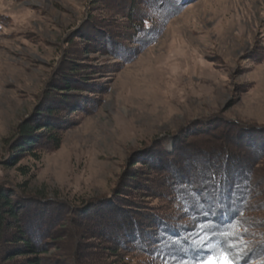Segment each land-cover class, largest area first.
I'll use <instances>...</instances> for the list:
<instances>
[{
	"label": "rangeland",
	"instance_id": "374dc122",
	"mask_svg": "<svg viewBox=\"0 0 264 264\" xmlns=\"http://www.w3.org/2000/svg\"><path fill=\"white\" fill-rule=\"evenodd\" d=\"M125 1L0 0V179L55 203L27 208L32 223L51 233L43 264L113 261L104 253L109 243L99 244L102 239L85 229V223H94V209L79 220L70 207L114 189L138 188L157 169L149 163L160 158L163 147L170 149L171 137L183 126L190 127L181 135L186 146L192 135L202 133L194 130L197 126L207 129L206 139L213 142L225 145L223 138L229 137L242 144L241 152L257 153L264 145V0H195L169 19L153 13L150 24L157 31L139 49L125 32ZM122 35L132 38L127 55H112L114 40L125 44ZM72 64L92 72L86 81L91 87L77 86ZM66 82L72 90L62 97ZM76 100L88 107L68 112L71 122L61 132L59 149H37V157L9 156L21 123H36L38 131L46 125L38 118L47 108L61 115ZM213 134L219 135L212 139ZM39 135L45 140L46 134ZM177 153L185 164L192 155L183 144ZM193 153L201 157L202 150ZM259 158L263 170L253 174L257 187L242 225L252 223L257 212L264 220V206L257 208L264 202V150ZM112 206L100 212L117 216ZM237 209L238 204L233 212ZM236 232H224L236 242L219 252H226L232 264H264L248 253L253 242L243 246ZM9 243L4 242L6 249ZM13 258L12 263L20 260ZM211 258L197 264H210Z\"/></svg>",
	"mask_w": 264,
	"mask_h": 264
},
{
	"label": "trees",
	"instance_id": "16d2710c",
	"mask_svg": "<svg viewBox=\"0 0 264 264\" xmlns=\"http://www.w3.org/2000/svg\"><path fill=\"white\" fill-rule=\"evenodd\" d=\"M194 1H125L122 4L125 7L122 15L127 18L125 32H131L135 38L133 40L139 45L138 49L142 45L141 48H143L158 28L150 24L154 20L151 14H159L162 18L169 19L177 14L179 7ZM140 7H142L141 11H139ZM122 38L125 39V44L114 40L116 48L112 46L113 50L111 47L112 55L115 52L117 56L127 55L125 52L130 47L128 44L132 38L126 39L124 35ZM137 47L133 45V50ZM82 69L80 64H72L73 74H79L76 79L79 83L77 86L89 88L92 85L86 81L90 80L92 72ZM68 85V82L63 84L66 92L59 93L62 97L67 96L72 90ZM80 96V93H76L73 97L78 99ZM79 102L76 100L67 103V108H63L64 112L61 115L47 108L46 116L43 119L38 118V122L46 125L38 131L36 123L29 121L21 123L11 140L10 148H7L9 156L37 157V149L51 148L49 150L52 151L59 149L62 143L61 132L66 124L71 122L67 117L68 112L71 113L77 106L83 111L88 107V104ZM36 115L42 114L38 112ZM181 130L182 132L179 130L177 131L179 133L171 137L170 149L166 151L163 147V154L159 152L160 158H153V161L149 163V167L157 166V169H151L143 183H139V189L132 186L121 193L114 189L110 195L85 200L77 207H70L72 213L74 211L73 215L79 216V220L94 209L95 216L92 215L93 219H91L94 223L90 225L85 223L87 227L85 229L92 232L94 239H102L99 244L104 246L103 243H109L106 252H103L113 261L103 264H130L131 261H136V264L143 262L148 264L201 263L213 257L215 252L228 248L229 244L236 242L233 237L224 233L233 234L235 230L239 232H236V237L242 239L243 246L248 247L250 242H253L248 253L251 252L252 256L257 257L258 260H264V238L260 239L264 236V231H258L260 228L264 230V220H260L257 212L256 215H252V223L248 226L242 225V220H246V209L250 207L248 204L250 200L252 201L255 195L254 189L257 187L258 179H255L253 174L263 170V159H256V157L259 151L264 150V145L260 146L257 153L241 152L239 148L242 144L236 146L229 137L223 138L225 145L213 142L210 138L206 139L207 135H211L207 134V129L197 126L194 130L197 132L202 130L200 131L202 133L196 137L195 134L192 135L190 141L187 140L186 146L181 135L187 133L190 127L185 125ZM39 134H46L45 140L39 139ZM218 135L213 134L211 137L214 139ZM181 144L185 145L188 152L192 154L189 155L186 164L182 163L177 153ZM234 145L236 148H233ZM198 149L202 150L201 157L193 155V151ZM217 161L220 162L216 164ZM180 162L186 166L184 170L181 169ZM131 190H133V197L129 194ZM116 197L122 199L121 204H116ZM138 200L139 203H137ZM36 202L55 204L51 199H41L34 194H28L19 185L0 179V242L3 240V246L0 244V264L12 263L16 255L20 260L12 264H43L41 256L49 252L48 245L52 242V237L43 225L33 224L28 215L27 208ZM237 204L238 215L236 216L233 210ZM111 205H113L112 209L114 207V210H117V216L109 215V211L108 213L100 212ZM257 206L262 208L264 202ZM235 216L239 218L234 220ZM75 222L79 223L78 219ZM7 230L12 231L13 236L7 235ZM75 233L77 236L80 234L76 230ZM5 241L10 242L8 249L5 248ZM99 244L94 246L101 247ZM248 253L245 255L248 256ZM90 264L102 263L99 260Z\"/></svg>",
	"mask_w": 264,
	"mask_h": 264
},
{
	"label": "snow or ice",
	"instance_id": "6c2138e0",
	"mask_svg": "<svg viewBox=\"0 0 264 264\" xmlns=\"http://www.w3.org/2000/svg\"><path fill=\"white\" fill-rule=\"evenodd\" d=\"M229 247H231V245H229ZM218 261L222 262V264H232V261L229 260L226 252H218L214 254L210 260V264H218Z\"/></svg>",
	"mask_w": 264,
	"mask_h": 264
}]
</instances>
